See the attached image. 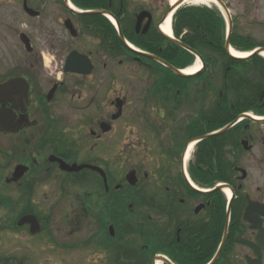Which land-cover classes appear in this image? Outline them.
<instances>
[{
	"label": "flooded vegetation",
	"instance_id": "obj_1",
	"mask_svg": "<svg viewBox=\"0 0 264 264\" xmlns=\"http://www.w3.org/2000/svg\"><path fill=\"white\" fill-rule=\"evenodd\" d=\"M183 1L0 0V212L18 213L0 221V231L32 234L0 240V264H66L24 249L41 246L32 242L48 228L37 194L56 177L97 181L86 195L99 202L100 250L123 246L104 235L117 230L113 211L129 206L134 232L141 227L135 244L144 238L142 252L130 254L133 264H167L160 257L172 264H264L260 231L252 227L264 231V0H221L233 21L257 32L242 35L246 57L192 48L205 66L191 76L172 68L183 69L194 54L161 29L177 5L173 37L184 43L189 30L175 33ZM210 7L221 11L216 1ZM63 105L69 110L58 109ZM59 160L104 175L69 172ZM123 165L149 168L121 173ZM131 172L136 185L127 180ZM26 215L37 218L36 234L19 224ZM115 256L110 262L125 260Z\"/></svg>",
	"mask_w": 264,
	"mask_h": 264
},
{
	"label": "rangeland",
	"instance_id": "obj_2",
	"mask_svg": "<svg viewBox=\"0 0 264 264\" xmlns=\"http://www.w3.org/2000/svg\"><path fill=\"white\" fill-rule=\"evenodd\" d=\"M189 6L191 7L194 5L187 4L183 7H189ZM209 9H212L215 12H219L220 14H222L221 11H218L214 8H209ZM263 11H264V5L260 6L259 12L262 13ZM252 12H256V11H252ZM223 15L224 14H222V16ZM233 19H234V16H233ZM233 23L235 25L233 33H236L239 35L246 34L247 28L251 30L250 31L251 34L253 31L257 32L256 30L258 29V27L247 26V23L241 20H235ZM250 24L254 25L252 22H250ZM225 32L227 33L226 25H225ZM15 39L18 41L17 38ZM259 40H263V38L261 37L259 38ZM225 45L226 43L223 45L222 48L219 47L220 51H223L224 49L227 54H229L232 57H235L232 54L231 50L232 48L233 49H237V48L233 46L231 40H230V52L227 51ZM12 51H17L16 52L17 57L19 56V54L21 55V51H19L18 53V49L16 48L15 49L12 48ZM193 54H194L193 62L185 66L180 71H186L187 68L194 66L196 62L201 61V56L198 53H193ZM202 66H205V64L202 63L199 71L203 70ZM126 73L127 71H125V74ZM216 74H217L216 75L217 80H220L219 77L221 76L222 72L219 71V73H216ZM188 76H191V75H188ZM122 77L127 78L125 75H122ZM220 86H222V84L220 85L219 81H217L216 82L217 89H219ZM201 87L202 86H200V88ZM209 96L211 98L214 96V94L210 93ZM74 104L77 105L76 102H74ZM69 108L70 106H66V105H63V107L62 106L58 107V109H64V110H69ZM226 130H227V127L221 129V131L218 134L223 133ZM137 132L140 133V130H138ZM130 168L146 170L149 167L145 165H142V166L123 165L120 167V172L124 173ZM60 186H62V188ZM93 189H98V183L96 180L79 181V182L66 181L65 182V181H62L60 178L56 177L52 180L42 182L40 186V190L37 194V198H38L39 206H40V209H37V212L38 214H40L42 219L44 218L43 220V222L45 223L43 224L44 227L48 226V228L46 227V230L44 231L45 233L43 232L44 234L40 233L39 235L33 236L35 237V239L32 242L33 243L38 242L37 241L38 239L40 240L39 242L41 246L38 247V249H34V247L32 246L31 247L26 246L24 248L25 253L28 254L30 252H33L34 254H39L42 256L53 255L58 259L66 260V264H125L128 261V256H130L131 253H133V255L136 254L134 250H138V253H141L142 252L141 242L144 241V238L139 239L140 243L135 244V241H137L138 237L140 236L139 232H140L141 227L140 229H138L137 231L138 233L134 232L137 226L136 224H133L131 221L133 219L131 217L132 212L129 206L127 209L123 211L122 214L120 213L121 210H118V208L115 211H113V213L116 214L117 223L114 225L117 226V230H115L113 227L112 229L110 228V231H107L106 229L107 233L104 235V238L114 237V239L112 240H119V242L120 241L123 242L124 243L123 246L109 249L113 251L111 253L104 249H103L104 251L100 250L99 247L96 246V241H98L97 237L98 235L100 236L103 229H101L100 227L99 216L97 214L99 210V207H97V205L99 204V202L97 201L96 196H92L93 193L91 196L86 195V191L90 192ZM92 192H95V191H92ZM124 194L125 193H123L122 195ZM125 199L126 198L123 196L121 201H124ZM127 201H129L128 198H127ZM230 205L231 204L229 203L227 210L230 209ZM137 213L139 217L143 216L139 219V221L144 223L143 226L145 227L146 226L145 209H141V210L139 209L137 210L136 214ZM17 214L18 213H15V212H5V213L0 212V221H3L6 217L5 222L10 223L17 216ZM46 217L49 218V220ZM123 219L127 221L126 224L124 223ZM108 232H109V235H108ZM113 232L115 234H113ZM31 236H32L31 233L28 234L24 232L17 233V232L0 231V240H3L5 237L9 239L20 238V237L30 239ZM52 238L53 240L54 239L56 240V242H53L54 246L49 245L50 241H52ZM87 241H90V242L88 245H85ZM109 241L111 240L109 239ZM28 242L30 241L27 240L26 243ZM114 253L115 255L116 254L124 255L127 253L126 254L127 257L120 256L125 259L123 263L118 262V259H115V262L113 263V262H110V257ZM115 257L117 258V256ZM129 259L131 260V258Z\"/></svg>",
	"mask_w": 264,
	"mask_h": 264
},
{
	"label": "trees",
	"instance_id": "obj_3",
	"mask_svg": "<svg viewBox=\"0 0 264 264\" xmlns=\"http://www.w3.org/2000/svg\"><path fill=\"white\" fill-rule=\"evenodd\" d=\"M175 33L180 36L183 29H188V33H185L182 41L190 46L191 48H201V47H216L218 52L219 47L222 48L226 41L225 25L226 22L223 16L219 12H215L207 7H186L180 9L175 15ZM197 34V38H196ZM231 42L233 46L239 50L246 48L245 39L242 35L234 33ZM218 46V47H217ZM252 46V45H249ZM184 53L191 55L190 52L184 50ZM194 56L191 55L189 61L183 66H187L193 62ZM125 223V219H123ZM126 224V223H125ZM107 233V231H106ZM112 240L111 237L106 239V242ZM107 248V247H106ZM127 254V253H126ZM124 254V256H126ZM115 255V253H114ZM123 255V254H122ZM116 254L117 258L122 256ZM127 257V256H126ZM128 256V261L125 264H133ZM124 261L120 262L123 263ZM197 264H206L205 262H197Z\"/></svg>",
	"mask_w": 264,
	"mask_h": 264
},
{
	"label": "water",
	"instance_id": "obj_4",
	"mask_svg": "<svg viewBox=\"0 0 264 264\" xmlns=\"http://www.w3.org/2000/svg\"><path fill=\"white\" fill-rule=\"evenodd\" d=\"M220 6L221 8L223 9V11L225 12L226 14V17H227V21H228V29H227V40H226V49L228 52H230V40H231V36H232V33H233V21H232V18L229 14V10L227 9V7L223 4V2L221 0H215ZM177 8V5L173 6L172 10L176 9ZM169 39L172 41V42H175L179 45H181L182 47L186 48L187 50L193 52V53H196L192 48L186 46L184 43L180 42V41H176L175 39H173L172 37H169ZM176 73H178L179 75H182V76H185L186 74H184L182 71L180 70H177V69H174L172 68ZM60 163H61V168L63 170H66V171H69V172H75V171H80L82 170L83 168L87 167V168H92V169H95V170H98L100 171L103 175L104 173L95 168V167H92V166H78L76 164L74 165H68L66 164L65 162L59 160ZM127 180L128 182L131 184V185H136L137 183V178H136V173L135 172H131L130 174L127 175ZM246 220H249L253 223V221L248 218L247 216H245ZM20 225L22 224H30L31 226V232L33 234H36L39 230H40V224L37 220V218L34 216V215H26L24 216L23 218H21L20 222H19ZM252 227L253 228H256L260 231L259 235H258V239L260 240V242L262 243V245L264 246V231L260 229L259 226H256L254 224H252ZM112 231V230H111ZM227 229H226V232H225V235H224V238H223V243L225 242V239L227 237ZM114 234V232H113ZM222 243V244H223ZM222 247V245H221ZM160 259L167 263V264H172L168 259L164 258V257H160Z\"/></svg>",
	"mask_w": 264,
	"mask_h": 264
},
{
	"label": "bare ground",
	"instance_id": "obj_5",
	"mask_svg": "<svg viewBox=\"0 0 264 264\" xmlns=\"http://www.w3.org/2000/svg\"><path fill=\"white\" fill-rule=\"evenodd\" d=\"M178 1H180V0H171V3L175 4V3H178ZM214 1L215 0H185L183 2V4H181V6L190 4V5H194V6L210 7L214 3ZM173 17H174V12L170 13L169 17L166 19V21L163 23V25L161 27L162 31L168 36L173 35V29H172ZM231 52L237 58L246 57L248 54L247 52H242L241 50H237V49H233V48H232ZM262 53H264V51H262ZM201 65H202V63L198 61V62H196V64L194 66L187 68L185 73L195 74V73H197V71H199ZM226 194L228 197H231L230 191H226Z\"/></svg>",
	"mask_w": 264,
	"mask_h": 264
}]
</instances>
